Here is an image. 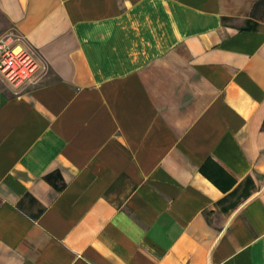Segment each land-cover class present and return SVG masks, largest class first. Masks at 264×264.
<instances>
[{
    "label": "crops",
    "instance_id": "crops-1",
    "mask_svg": "<svg viewBox=\"0 0 264 264\" xmlns=\"http://www.w3.org/2000/svg\"><path fill=\"white\" fill-rule=\"evenodd\" d=\"M234 8L0 0L40 63L0 75V264H264V22Z\"/></svg>",
    "mask_w": 264,
    "mask_h": 264
},
{
    "label": "built area",
    "instance_id": "built-area-1",
    "mask_svg": "<svg viewBox=\"0 0 264 264\" xmlns=\"http://www.w3.org/2000/svg\"><path fill=\"white\" fill-rule=\"evenodd\" d=\"M39 69L34 51L19 42L0 40V75L14 90L31 82Z\"/></svg>",
    "mask_w": 264,
    "mask_h": 264
},
{
    "label": "rangeland",
    "instance_id": "rangeland-1",
    "mask_svg": "<svg viewBox=\"0 0 264 264\" xmlns=\"http://www.w3.org/2000/svg\"><path fill=\"white\" fill-rule=\"evenodd\" d=\"M228 5L234 6L235 10L240 14L248 16L246 23L251 22L258 24L264 22V6H260L254 15H251V8L256 0H224ZM8 39L12 43L19 42L12 25L6 20V18L0 13V40ZM20 43V42H19Z\"/></svg>",
    "mask_w": 264,
    "mask_h": 264
},
{
    "label": "trees",
    "instance_id": "trees-1",
    "mask_svg": "<svg viewBox=\"0 0 264 264\" xmlns=\"http://www.w3.org/2000/svg\"><path fill=\"white\" fill-rule=\"evenodd\" d=\"M262 5L264 6V0H256L252 5L251 15L253 16L257 9ZM45 177L46 180H48L52 185H54L56 188H59L58 184L55 182V175L48 174Z\"/></svg>",
    "mask_w": 264,
    "mask_h": 264
}]
</instances>
